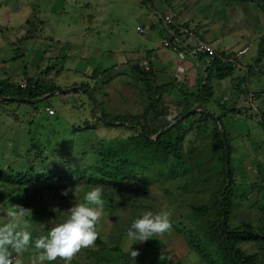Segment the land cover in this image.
Here are the masks:
<instances>
[{
	"label": "rangeland",
	"instance_id": "rangeland-1",
	"mask_svg": "<svg viewBox=\"0 0 264 264\" xmlns=\"http://www.w3.org/2000/svg\"><path fill=\"white\" fill-rule=\"evenodd\" d=\"M3 2L0 0V72L4 75L10 66L9 73H13L12 79L17 82L21 68L30 67L32 62L37 64L40 57V75L47 70L42 80L53 82L61 89L86 85L93 92L96 110L84 89L52 96L36 106L0 103L1 173H26L32 165L38 166L40 161L33 153L45 159L42 166L47 169L87 173L99 162L102 141L133 133L126 129L125 123L113 121L109 125L101 123L99 117L106 116L107 122L120 117L142 118L152 101L156 111L166 114V120L196 106L201 107L200 113L218 117L221 113L215 103L221 102L227 111L222 122L232 150L234 186L227 225L230 229L247 228L264 235V55L261 59L256 56L257 44L264 33V12L256 4L233 0ZM5 3L21 11V22L14 19L11 23L12 13L6 10ZM142 12L156 21L168 15L174 24L191 25L194 32L209 41L215 39L216 44L206 41L213 51L228 54L247 46L250 49L232 76L213 80V100L206 103L192 95L195 70L192 75L189 70L184 75L181 66L172 72L153 61L148 72L138 67L140 61L150 57V53L139 47L140 35L144 36L146 31L143 29L142 34L136 31V27H142L138 24L143 23ZM28 19L31 26H36L34 32L38 30L36 22H42L38 38L31 43L25 42L29 37L25 27ZM30 46H33L31 57L24 54ZM162 49L171 52L163 45ZM11 57L14 61H9ZM31 68L34 72V66ZM203 71L204 68L200 76H204ZM170 85L172 88L168 90L166 87ZM47 106L56 108L54 117H45L43 109ZM195 115L183 125L188 130L183 142L188 173L175 181L152 182L148 186L133 181H125L118 187L103 186L104 214L97 224L98 238L93 247L81 249L70 264H206L193 251L192 242H201L212 233L208 225L215 218L212 203L219 185L211 150V121ZM84 124L93 129L74 135L73 129L77 126L82 129ZM77 184L78 189L61 194ZM94 186L72 180L28 187L0 182V228L11 225L14 233L31 234L29 244L20 253L9 247L10 257H16L12 264H65L59 258L39 261L41 250L35 248V241L64 221L73 204L85 203V194ZM10 204L30 209L31 215L10 216ZM203 206L205 212L193 211ZM54 208L59 211L54 212ZM145 211L168 212L172 226L145 242L135 241L131 248L139 255L133 261L129 252L133 241L127 231ZM238 248L253 257L254 264H264L263 242H242Z\"/></svg>",
	"mask_w": 264,
	"mask_h": 264
},
{
	"label": "trees",
	"instance_id": "trees-1",
	"mask_svg": "<svg viewBox=\"0 0 264 264\" xmlns=\"http://www.w3.org/2000/svg\"><path fill=\"white\" fill-rule=\"evenodd\" d=\"M165 1L166 3L171 2V0ZM233 1L236 3H254L260 11L264 12V0ZM36 23H38V30L34 32L36 26H31V21H27L25 27L28 28V33L26 35L29 37L25 42L30 40L31 43L34 39L36 40L42 22L37 21ZM159 24H162L161 20H159ZM30 27L32 28L30 29ZM170 29L172 28L169 27V30ZM164 33H166L165 36L168 35L166 29L164 30ZM198 36L201 40H204L201 33L200 35L198 34ZM166 38L169 39L170 43L173 42L172 37L167 36ZM247 48L249 51L250 47L247 46ZM193 50L192 45L191 47L186 45L181 51L171 50V53L180 54L187 51L189 53ZM236 53L237 51L225 54L219 50H214L212 55L195 53L194 59H202L205 66V72L203 71L204 76H200L202 69L198 70V77L195 80V91L192 94L195 98L202 99L206 103L212 102V94L214 90L212 84L213 80H225L232 76L235 71L234 68H236V66L243 60L245 54H242L237 58L235 55ZM263 55L264 33L256 48L257 59H261ZM140 62L141 63L138 67L141 70L142 68L145 70L146 67H152V61L150 58H144ZM144 62H146V67L143 65ZM51 69L52 68H49V70ZM148 70L149 69H146V72H148ZM46 73L47 70L41 72V75L39 72L35 77H25L28 78L24 81L26 84L25 89L19 88L20 82L17 85L14 83L11 84L7 81L0 82V97H16L34 100L41 98L46 94L60 90L61 87L55 83L51 82L49 84L48 81L46 82V80L41 79V77H45L44 74ZM171 85L166 88L169 90L172 88ZM80 87L94 97L93 92L89 90L86 85H81ZM75 93L77 94V92ZM10 103L17 102H4L2 104ZM215 106L219 108L221 113V115L218 116V124L219 127H221L222 132H219L218 127L212 118L200 112H195L181 122H178L175 126L169 127L171 123L175 122L192 108L186 109L184 112L172 117L170 120H166V114H160V112L156 111L154 101H152L150 102V106L146 109L145 114L142 115V118L127 119L120 117L116 120H109V122L117 121L125 123L124 126L127 127L126 129L133 131V133L125 138L113 139L107 142L102 141L99 145V162L95 167L93 166L91 170L89 169L87 173H77L74 170L67 172L59 168L47 169L42 166L45 159L43 160V158L40 157V154L37 155L33 153L32 155L40 161L38 166L32 165L26 173H8V175H6L0 172V182L28 187L72 180L88 186L102 185L118 187L125 181L138 182L145 186L150 185L152 182V184H154L175 181L180 177H184L190 169L186 163L183 150V142L188 130H184L183 125L186 120L197 114L204 120H210L212 124L211 135L213 141L211 150L212 155L215 156L213 162L218 176L217 183L219 186L216 194L213 196L214 203H212L215 218L209 222L208 225V228L212 230V233L211 235H208V238H205L201 242L197 241V243H194L195 240H193V242L191 241L193 251L204 259L206 264H254V258L245 255L238 248V245L242 242L254 241H261L264 243V235L254 233L247 228L230 229L227 225L232 211L231 197L234 187L231 179L232 168L230 166L232 150L227 142L228 132L225 131L222 122L224 113H227L224 108L225 105L221 102H216ZM93 109L96 110V108ZM103 119L105 121L108 120L106 116H103ZM100 122L103 123L102 121ZM91 129L93 128L85 126L84 124L82 129H79L78 126L75 127L73 133L75 135L76 133L82 132V130L89 131ZM160 131L162 132L158 134ZM221 133H224V138H222ZM225 143L228 151L227 161L224 149ZM220 175H222L221 178L219 177ZM205 208L206 206L199 209L193 208V211L196 213H203L205 212ZM97 245L101 246L100 243ZM213 258H216V262H213Z\"/></svg>",
	"mask_w": 264,
	"mask_h": 264
},
{
	"label": "clouds",
	"instance_id": "clouds-1",
	"mask_svg": "<svg viewBox=\"0 0 264 264\" xmlns=\"http://www.w3.org/2000/svg\"><path fill=\"white\" fill-rule=\"evenodd\" d=\"M159 19L163 24V20ZM183 26L185 25L183 24ZM185 27L192 30L189 25ZM196 34L200 35L199 32H196ZM203 39L206 41L204 37ZM191 44L192 42L189 41L186 42L185 46L191 47ZM189 54L192 56L191 52ZM78 188L79 184L73 188L63 190L61 194L67 195L69 191L73 192L74 189ZM102 193V185L92 187L84 196L85 203L73 204L67 210L68 216L64 221L52 227L47 236H40L36 239L35 248L41 250L38 257L39 261H55L59 258L65 261V264H70L71 260L81 249L94 246L99 235L97 224L104 214ZM53 211L59 210L54 208ZM8 214L13 217L31 215V210L25 209L20 205L10 204ZM171 226L168 212L154 214L151 211H145L142 216L136 219L127 231L128 238L133 241L129 245V252L133 261L139 255L137 250L131 248L135 241L145 242L154 235L169 231ZM30 240L31 234L28 231L14 233L11 225L0 228V264H12L9 247L20 253L29 244Z\"/></svg>",
	"mask_w": 264,
	"mask_h": 264
},
{
	"label": "crops",
	"instance_id": "crops-1",
	"mask_svg": "<svg viewBox=\"0 0 264 264\" xmlns=\"http://www.w3.org/2000/svg\"><path fill=\"white\" fill-rule=\"evenodd\" d=\"M1 2L4 3L3 0H1ZM12 3L14 4V2H12ZM13 4H11V5H7L6 3L4 4L6 6V10H8L9 13H12V14H9V16L11 18V23L14 19H15V21L21 22L23 20V14L21 13V11L15 10V7H13V9H12L11 6H13ZM8 7H10L11 10ZM142 14H143V12H142ZM143 16H144V18L142 20L143 23L142 24L138 23V24H140L142 26L141 27L142 29L144 28L146 33L144 34V36L140 35V39H142L139 41L140 49L144 50L146 52H149L150 57H148V58H150V60L153 61L154 63L156 62L160 66L165 67L166 70L173 72L175 67L181 66L185 69L184 75H188V70L190 71L189 72L190 75H192V71L195 70L194 79H197L198 70L202 69V68L205 69V66L203 64V60L200 58H198V59L192 58V56L188 53V51L185 53L176 54V53H171L167 50L162 49V45H161L162 41L164 39H166V37H167V36H165L166 33H164L165 28H164L163 24H159V21H156V18L155 17L153 18L151 15L143 14ZM8 22H9V20H8ZM148 22H149V24H148ZM22 25L23 24H21L20 27H18V29H21ZM189 26H191V25H189ZM147 32H149V33L147 34ZM38 35H39V33H38ZM38 35H37V38H38ZM136 38H138L137 33H136ZM39 40L41 41V38ZM54 41H57V40H54ZM206 41H208L210 43H212V42L214 43L215 39L212 40V42L209 41L208 39H206ZM134 43L136 45L137 41ZM131 44H133V43H131ZM131 44H129V45H131ZM215 44H216V42H215ZM40 45H41V42H40ZM125 46H127V45H125ZM38 48H37V50L41 51L40 47H38ZM32 51H33V46H30L29 51H25L24 54H28L31 57ZM89 56H91V55L89 54ZM5 58L7 59V57H5ZM9 61H14V59L11 57V58H9ZM41 65H42V60L39 57L37 64L34 65V62H32V65H30V67L24 66V68H21V71L19 72L20 79L17 82L13 81V79H12L13 73H9V71H11L12 68H9L10 66H8L6 68V71L4 72V75L2 74V72H0V82L7 81L11 84H13V83L17 84L18 82H22V80L25 77L38 75L40 72V69H41ZM31 66H34V68H35L34 72L31 68ZM1 68L4 69L5 65H2ZM189 78H190V76H189ZM187 79H188V76H187ZM49 107L56 110V108L53 106H49ZM43 113L46 115L45 112H43ZM55 113H57V110ZM54 116H48V118H50V117L52 118ZM45 117H47V115Z\"/></svg>",
	"mask_w": 264,
	"mask_h": 264
},
{
	"label": "built area",
	"instance_id": "built-area-1",
	"mask_svg": "<svg viewBox=\"0 0 264 264\" xmlns=\"http://www.w3.org/2000/svg\"><path fill=\"white\" fill-rule=\"evenodd\" d=\"M163 24L165 25V28L167 30V33L170 37L173 38V42L170 43L169 39H165L162 42L163 47L170 48L173 51L176 50H182V48L185 46L186 42L191 41L193 51H191L192 56L195 55V53H203L207 55H212L214 53L213 48L204 40H201L199 36L191 30L190 28H187L185 26L174 24L173 21L169 18L168 15L163 17ZM169 27L172 28L169 30ZM176 30V32H175ZM136 31L139 34H142L144 30L141 27H136ZM248 50V48H243L235 54L236 57H240L242 54H245V52ZM143 65L146 67V63L144 62ZM147 69V67H146ZM20 89H25L26 84L25 82H22L19 84ZM44 112L47 116H54L55 110L51 107H45ZM12 260V263L16 260L15 256L10 257Z\"/></svg>",
	"mask_w": 264,
	"mask_h": 264
},
{
	"label": "water",
	"instance_id": "water-1",
	"mask_svg": "<svg viewBox=\"0 0 264 264\" xmlns=\"http://www.w3.org/2000/svg\"><path fill=\"white\" fill-rule=\"evenodd\" d=\"M77 90L78 91H82L83 89L82 88H78V87L69 88V89H60L58 91H55V92L50 93V94H46L45 96H43L41 98L34 99V100L22 99V98H16V97H0V101L1 102L27 103V104H30V105H36V104L41 103L45 99L50 98L52 96H58V95L60 96V95L68 94V93H71V92H74V91H77ZM84 92H86V91H84ZM86 94L90 97V101L93 103L94 108H96V103H95L93 97L88 92ZM195 112H202L201 107L200 106H196V107L192 108L191 110H189L188 112L183 114L180 118H178L175 122L171 123L169 127L175 126L178 122H181L183 119L187 118L189 115H191V114H193ZM204 114H206V113H204ZM208 116L210 118H212V120L216 123V126L218 127V130H219L220 127H219V124H218V117L213 115V114H210V113L208 114ZM99 119L102 122L106 123V124L113 125L111 122L105 121L102 117H99ZM161 132L162 131H160L158 134H160ZM221 136H222V138H224V133H221ZM224 149H225V157H226V161H227L228 160V151H227L226 143H225Z\"/></svg>",
	"mask_w": 264,
	"mask_h": 264
}]
</instances>
